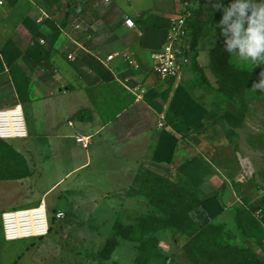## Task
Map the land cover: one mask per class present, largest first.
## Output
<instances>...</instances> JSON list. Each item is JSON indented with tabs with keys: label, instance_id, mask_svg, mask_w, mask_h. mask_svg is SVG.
I'll return each instance as SVG.
<instances>
[{
	"label": "rangeland",
	"instance_id": "374dc122",
	"mask_svg": "<svg viewBox=\"0 0 264 264\" xmlns=\"http://www.w3.org/2000/svg\"><path fill=\"white\" fill-rule=\"evenodd\" d=\"M105 1L74 0L84 3L80 21L91 26L93 36L111 28L118 15L103 6ZM178 4L157 0L163 26L177 13ZM221 15L205 0L201 18L208 20L206 34L198 38L180 79L163 82L149 71L138 73L139 80L154 83V99L169 107V119L181 121L177 128L182 130L159 165L146 170L184 188L191 185L198 195V204L189 212L196 223L214 225L220 242L230 246L242 264H264V92L252 89L259 80L255 66L235 55L226 63L212 55L219 36L214 24ZM239 69L248 72L241 89ZM229 114L240 122L228 121ZM40 138L3 139L0 144V214L39 205L45 198L51 228L44 237L6 240L0 217V264H196L185 251L188 235L155 222L151 217L160 214L144 194L130 190L139 187L146 170L114 181L95 179L82 170L65 177L86 160L89 149L74 135L66 138L64 148L53 134ZM59 211L61 218L56 216ZM199 264L212 263L204 259Z\"/></svg>",
	"mask_w": 264,
	"mask_h": 264
},
{
	"label": "crops",
	"instance_id": "0c3cea01",
	"mask_svg": "<svg viewBox=\"0 0 264 264\" xmlns=\"http://www.w3.org/2000/svg\"><path fill=\"white\" fill-rule=\"evenodd\" d=\"M103 6L118 15L111 28L93 36L91 26L80 21L83 2L3 0L0 109L19 106L27 127L25 137L6 141L39 142L40 135L47 133L64 148L71 135L82 146L77 138L89 137L88 147L83 146L89 149L86 160L65 177L82 170L95 179L104 176L114 181L138 177L142 169L159 165L158 159L175 147L182 130L177 128L181 121L169 119V107L154 99V83L138 78L140 71H149L159 81L168 79L156 73L152 56L164 45L168 27L157 15V0H107ZM127 16L133 18L134 27L125 24ZM117 50L130 53L139 68L121 57L106 59ZM125 78L130 85L141 83L146 88L142 98L122 82ZM82 109L89 111L85 114L89 119L74 116ZM161 114L165 115L163 126H159ZM41 203L49 218L46 199Z\"/></svg>",
	"mask_w": 264,
	"mask_h": 264
},
{
	"label": "trees",
	"instance_id": "16d2710c",
	"mask_svg": "<svg viewBox=\"0 0 264 264\" xmlns=\"http://www.w3.org/2000/svg\"><path fill=\"white\" fill-rule=\"evenodd\" d=\"M190 2L194 7L193 14L187 20V25L189 33L193 37L194 47L198 38L206 34L204 26L208 20L205 21L201 18L205 0H190ZM224 41L225 38L223 36H218L211 53L218 59V62L226 63L232 55L224 51ZM194 58L196 59V56ZM262 69H264V65L254 67L253 74H259ZM237 75L239 77L238 86L241 89L245 84L248 72L239 69L237 70ZM172 80L174 78L167 79L168 82ZM85 114L89 115V111L82 109L76 112L74 116L79 119H89L90 116ZM226 118L233 123L240 122V119L233 114H229ZM3 141L0 138V144ZM188 187L184 188L177 183L169 181L165 176L158 174L154 170L147 169L139 187H132L130 190H137L144 194L154 211L160 214H155L157 217H151L156 219L154 220L155 222L164 227H175L188 235L189 239L185 244V251L196 264H199V261L204 259L212 264H242L238 255L232 251L230 246L220 242L214 225L201 227L191 217L189 212L191 208L198 204V195L191 185ZM144 219L150 218L145 217ZM147 222L153 223L151 220ZM49 224L51 228L50 216Z\"/></svg>",
	"mask_w": 264,
	"mask_h": 264
},
{
	"label": "built area",
	"instance_id": "2783aa9c",
	"mask_svg": "<svg viewBox=\"0 0 264 264\" xmlns=\"http://www.w3.org/2000/svg\"><path fill=\"white\" fill-rule=\"evenodd\" d=\"M177 13L172 15L166 30V40L162 48L153 53L154 70L161 79L178 78L185 65L192 61L193 39L189 33L187 20L193 14V4L190 0H178ZM3 0H0V5ZM128 27H134L133 18L127 16L124 20ZM73 58L72 55H69ZM115 57L125 59L133 68H139L137 60L125 51H114L107 55L106 59ZM127 87L140 99L146 93V88L141 84H128L129 78L122 80ZM165 115H160L159 126H163ZM27 127L23 112L19 106L9 109H0V138L25 137ZM84 147L89 145V137H78ZM57 218L63 216V212L56 213ZM3 235L6 240L21 238L42 237L49 233L50 224L44 203L35 207L21 208L3 211L1 214Z\"/></svg>",
	"mask_w": 264,
	"mask_h": 264
},
{
	"label": "clouds",
	"instance_id": "9594fccd",
	"mask_svg": "<svg viewBox=\"0 0 264 264\" xmlns=\"http://www.w3.org/2000/svg\"><path fill=\"white\" fill-rule=\"evenodd\" d=\"M212 8L222 12L214 24L219 36L225 38L224 51L251 66L264 65V0H209ZM252 89L264 92V69Z\"/></svg>",
	"mask_w": 264,
	"mask_h": 264
}]
</instances>
